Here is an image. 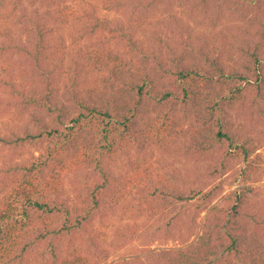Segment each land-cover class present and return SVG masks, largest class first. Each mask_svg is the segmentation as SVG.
Masks as SVG:
<instances>
[{
    "label": "trees",
    "instance_id": "trees-1",
    "mask_svg": "<svg viewBox=\"0 0 264 264\" xmlns=\"http://www.w3.org/2000/svg\"><path fill=\"white\" fill-rule=\"evenodd\" d=\"M162 1L107 0L104 10L148 15ZM190 1L197 8L229 0ZM233 3L244 17L251 7L261 11L239 28L254 42L221 49L196 35L177 49L159 44L166 40L156 36V21L101 18L97 8L79 18L90 20L94 43L54 46L42 16L32 17L23 0H0V62L9 53L28 64L16 75L11 60L0 67L17 101L0 133L9 152L0 166V264H98L110 253L100 230L107 206L121 208L133 235L146 226L187 242L196 221H184L185 205L200 197L211 204L214 195L155 157L164 149L185 148L215 176L243 163L242 178H251L252 157L264 144L263 134L249 136L257 132L254 121L264 125V0ZM19 25L27 46L14 40ZM150 32L152 41L144 39ZM32 73L43 77L39 85L25 82ZM39 145L45 152L36 156L31 149ZM126 151L138 160L119 174ZM80 171L89 172V182L73 194L69 181ZM225 201L209 211L192 246L124 264H264V188H239ZM145 217L154 221L143 225Z\"/></svg>",
    "mask_w": 264,
    "mask_h": 264
},
{
    "label": "rangeland",
    "instance_id": "rangeland-1",
    "mask_svg": "<svg viewBox=\"0 0 264 264\" xmlns=\"http://www.w3.org/2000/svg\"><path fill=\"white\" fill-rule=\"evenodd\" d=\"M107 0H92L88 3L83 0H23V4L28 10L29 14L42 16L52 28L51 42L54 46L66 45L70 47L83 42V46L95 42L97 35L89 36V25H87L86 18L79 19L80 17L97 11L96 15L101 18L108 17L112 20H121L128 23V19L142 16L143 20L156 21L154 32L156 36H164L165 42L159 43L161 45H169V48H182L185 42H194L195 38L192 36H207L216 42L221 49L225 48L228 43L241 44L242 41L249 39L252 42L256 38H250L249 35L239 29L241 26L246 28L249 18L252 15L260 14V10L251 7L248 13L243 16L236 9L234 5L235 0H229L224 4H203L200 3L197 8H193L190 0H163L162 4L156 10L146 15L145 12L135 8H122L121 11H105L104 2ZM237 2V1H236ZM155 17L156 19H152ZM79 19V20H78ZM15 29V42L27 46L29 35L25 31L24 25H19ZM22 28V29H21ZM178 30L179 32H177ZM240 30V31H239ZM152 33L146 34L144 39L152 41ZM183 33V34H180ZM158 34V35H157ZM190 37L188 38V36ZM155 36V37H156ZM156 39V38H155ZM192 46V45H191ZM230 47V46H228ZM226 47V48H228ZM6 59L11 60L15 69L12 71L15 75L24 67H28L27 59L21 54H14L10 56L9 53L5 54V58L0 62L1 65L7 62ZM49 64L46 63L45 67ZM14 75V76H15ZM43 77L40 74L32 73L29 78L26 77L25 82L33 80L35 85L40 84ZM15 99V100H14ZM14 94L10 92L9 87L5 85L0 76V133H6L8 122H10V114L14 109L12 105L16 104ZM239 107L233 110L234 118L237 117ZM28 118V117H27ZM240 122H244L243 119ZM237 127L239 126V122ZM257 132H249V136L260 140L263 134L264 125H258L256 121ZM20 127V125H19ZM185 148H173L172 150L164 149L161 152H156L155 157L161 158L164 164L170 165V168L180 169L189 180L196 181L194 187L202 189L204 194L211 193L214 195L211 204H207V198H198L190 201L184 207L182 218L185 220H194V233L190 235L187 242L180 239V234L176 232L173 237L163 236L161 231L149 232L146 226L142 230L133 235L132 232H127V229L133 222L127 221L124 212L121 208L109 207L105 208V215L108 217L105 223L100 224L101 232L105 234L106 240L103 242L106 247L110 249L109 257L102 259L98 264H124L126 262H133L135 260L147 261L149 255L154 251L161 250H180L192 246L203 233V224L209 214V211L214 206H223L225 200L231 193L243 187H261L264 188V144L257 148L254 156L252 157L255 172L250 179L244 180L242 173L245 165L239 162H232L225 172L219 173L217 176L211 175L210 170L205 166L206 162H199L193 156L187 155ZM31 152L36 156L45 152L43 145L33 147ZM8 150H5L3 145L0 144V166L3 161L9 157ZM28 155L30 153L28 152ZM139 156L133 152L126 151L123 156L118 160L119 174H126L127 169L133 168ZM9 161V160H8ZM204 165V174L199 168ZM200 171V172H199ZM89 172L80 171L76 176H73L69 181V190L73 194L76 193L80 187L88 184ZM136 193H139L136 191ZM145 217L143 225L153 222ZM158 232V233H157ZM130 238V239H127ZM77 246V243L74 244ZM73 245V247H74ZM73 247L71 248L72 251ZM64 250V247H63ZM68 252L63 251L62 255H67Z\"/></svg>",
    "mask_w": 264,
    "mask_h": 264
}]
</instances>
